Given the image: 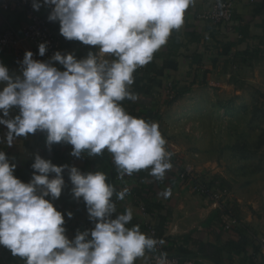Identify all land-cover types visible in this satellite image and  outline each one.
I'll use <instances>...</instances> for the list:
<instances>
[{
	"label": "clouds",
	"instance_id": "1",
	"mask_svg": "<svg viewBox=\"0 0 264 264\" xmlns=\"http://www.w3.org/2000/svg\"><path fill=\"white\" fill-rule=\"evenodd\" d=\"M195 4L196 0H32L34 11L51 8L48 20L59 23L62 37L93 46L96 53L77 60L56 52L50 61L40 62L27 51L19 75H11L0 63V125L7 129V145L39 131L46 134L49 151L61 143L71 145L70 155L77 158L83 153L100 156L106 150L119 178L149 170L150 176L163 180L172 168V153L158 123L130 115L121 102L139 98L131 90L134 73L182 28L186 10ZM45 52L46 44L41 43L38 53L42 57ZM13 109L18 114L9 118ZM15 167L0 151V246L24 264H135L163 245V240L142 233L139 225L127 226L133 218L131 207L116 214L112 197L123 200L128 189L117 192L104 172L81 173L36 155L31 181L23 183L14 177ZM65 168L73 198L83 199L94 222L92 230L77 232L72 240L65 235L63 215L46 199L60 197ZM158 195L168 198L171 189ZM166 256L161 252L156 264H169Z\"/></svg>",
	"mask_w": 264,
	"mask_h": 264
},
{
	"label": "crops",
	"instance_id": "2",
	"mask_svg": "<svg viewBox=\"0 0 264 264\" xmlns=\"http://www.w3.org/2000/svg\"><path fill=\"white\" fill-rule=\"evenodd\" d=\"M216 1L219 0H196L195 6L186 10L182 28L172 32L167 44L154 54L149 64L136 70L131 90L139 98L136 101L127 99L122 101L121 104L126 111L129 110L133 116L141 113L154 116L152 110L155 103L159 105L167 103L168 84L173 88L174 84L175 87L188 85L187 81H194L195 84V81H202L205 78L208 83L210 80L207 77L211 69L214 67L221 69L224 66L225 72L237 70L241 65L240 57L251 59L256 53L260 58L258 62H254L258 66L264 65V60L261 59L264 57V0H235V20L228 26H214L200 19V15L209 11ZM6 21L17 28L22 25V18L17 14L7 15ZM51 25L59 34V23L51 22ZM89 52L95 54L96 49L90 45L81 48L74 43L60 50L62 55L72 54L77 60L86 58ZM0 63L8 68L11 75L20 74L21 63L13 64L7 54L0 55ZM229 65L230 67L233 65L232 69H229ZM52 66L60 71L64 70L58 62L54 61ZM194 84L192 85L195 86ZM16 114H18L16 109L11 110L9 118ZM6 133V127L0 125V151L5 153L10 163L16 165L13 175L23 183L31 181L34 174L31 165L36 155L51 161L55 166L76 167L81 173L95 172L98 169L86 153L79 158L70 155L71 145L54 144L49 151L45 143V133L38 131L26 137H18L11 147L5 142ZM147 172L145 178H141L144 180L142 183H145L149 190L150 202L159 203L166 217L164 235L171 253L184 260L192 259L196 264H264V247H256L252 240L254 236L264 237V218L258 220L256 212L247 211L238 199H232L227 195V207L232 206L236 209L239 224L225 230L223 222L226 220L217 216L219 210L215 203L209 199H198L186 187L178 185L175 179L165 176L163 180H156ZM53 177L54 174H50L49 178ZM62 178L64 187L60 197L55 200L51 197L46 199L63 215L65 221L63 227L67 237L68 232L76 235L82 231L74 218L67 219L66 211L81 215L86 213V206L82 198H73L71 193L73 186L67 168L62 173ZM125 185L130 195L127 194L123 200L116 199V214H122L126 208L131 207L133 218L127 226L131 228L139 225L140 231L149 236L140 223L137 209L139 199L130 191L136 183L127 180ZM166 188L171 189L170 197L158 195ZM239 236L247 240L241 249L237 245ZM204 245L212 246L207 249V256H203L198 250V246ZM145 259L138 258L135 264H146ZM0 264H24V260L12 256L7 250Z\"/></svg>",
	"mask_w": 264,
	"mask_h": 264
},
{
	"label": "rangeland",
	"instance_id": "3",
	"mask_svg": "<svg viewBox=\"0 0 264 264\" xmlns=\"http://www.w3.org/2000/svg\"><path fill=\"white\" fill-rule=\"evenodd\" d=\"M259 58L256 53L251 59L240 57V68L229 73L224 66L214 67L206 75L208 83L205 78L195 81V86L183 84L180 95L161 105L155 103L150 121L158 123L167 150L175 153L182 165L210 179L261 220L264 65H256ZM228 67L232 69L233 65ZM231 207L229 210L237 217L236 209Z\"/></svg>",
	"mask_w": 264,
	"mask_h": 264
},
{
	"label": "built area",
	"instance_id": "4",
	"mask_svg": "<svg viewBox=\"0 0 264 264\" xmlns=\"http://www.w3.org/2000/svg\"><path fill=\"white\" fill-rule=\"evenodd\" d=\"M234 1L235 0L216 1L209 11L200 15V19L214 26L231 25L235 20ZM38 2L42 3V0H38ZM50 11L51 8L49 6H41L39 10L34 11L32 8V0H0V55L5 53L11 59L13 64H20L23 60L25 52L31 51L33 53L32 58L34 60L48 62L51 60L54 53L60 52L64 46L74 43L83 48L85 45L79 41H68L53 30L51 25L52 21L48 20ZM11 13L17 14L22 18V25L19 28L14 27L6 21L7 15ZM41 43L46 44V52L42 57L38 53V46ZM53 62L54 61H52V63ZM174 95V89L170 84H168L166 88L167 98L172 99ZM127 112L132 115L129 110ZM104 152L110 159L115 173V181L120 185L121 190L122 188L128 189L125 185L127 180H133L136 183L134 187H143L148 190L146 184L142 183L144 180L141 178L135 180L132 175H125L123 179L119 178L111 154L106 150ZM171 153L172 156L170 162L172 164V168L171 170L166 171L165 176L170 179H175L178 185L186 187L198 199H209L217 205L218 210H228V213L223 216L226 220L223 225L225 230H229L232 226H238V219L231 212V210H229L230 208L227 207V191L220 189L215 185V183H211L210 179L193 173L192 170H189V168L182 165L181 159L177 157L175 153ZM141 184H143V186ZM127 194L130 195V192ZM137 209L139 212L141 226L145 229L149 237L164 241L163 245L157 246L158 251L156 253H147L145 259L146 264H156V257L161 252L167 253L166 259L169 261V264H196L194 260L181 259L168 250L166 236H159L152 224L154 220L157 222L155 212L151 214L148 213L147 204L141 199L138 200ZM68 213L72 214L71 218L68 217ZM66 217L69 220L74 218L82 232L86 230L90 231L94 228V222L89 220L87 209L86 213L81 215H76L73 211L67 210ZM252 240L256 247H264V237L254 236L252 237ZM7 250L8 249L5 247L0 246V262H2L3 255Z\"/></svg>",
	"mask_w": 264,
	"mask_h": 264
},
{
	"label": "trees",
	"instance_id": "5",
	"mask_svg": "<svg viewBox=\"0 0 264 264\" xmlns=\"http://www.w3.org/2000/svg\"><path fill=\"white\" fill-rule=\"evenodd\" d=\"M187 82L189 85L194 84V81H187ZM180 87L181 86L178 87V85H176V87H175V84H174L173 89H174L175 94H177V96L182 93V89ZM134 117L143 118L146 121H150L151 119H153V114L152 115L151 114L147 115L144 113L134 114ZM89 158L92 159V160L90 159L91 162L94 163V165L98 168L97 171L100 170L101 172H104L107 175V177H108L107 182L112 184L115 187L117 192L121 191L120 185L117 184L115 181V173L113 171L110 159L108 158L106 153L103 152V154L100 156L89 157ZM147 171L148 170H140L138 172L133 173L132 177L135 180L140 179V178L144 177V175ZM147 193H148V190L144 189L143 187H138V186L134 187L131 190L132 195H135V197H137L138 199H141L142 201H144L147 204V212L148 213L151 214V213L155 212L156 217H157L156 218L157 222L154 220L152 222V224H153L154 228L156 229L157 234L159 236H163L165 234L164 224L166 222V217L163 215V212H162V209H161V206L159 205V203L155 204V203L150 202L149 196ZM112 200L114 201V203L116 202L115 194L112 197ZM227 213H228V210H219L217 213V216L222 219L223 216ZM246 242H247V240L244 237L239 236V240L237 241L238 248L241 249L243 246H245ZM210 247H212V246L211 245L198 246L199 253L202 254L203 256H207V249Z\"/></svg>",
	"mask_w": 264,
	"mask_h": 264
},
{
	"label": "water",
	"instance_id": "6",
	"mask_svg": "<svg viewBox=\"0 0 264 264\" xmlns=\"http://www.w3.org/2000/svg\"><path fill=\"white\" fill-rule=\"evenodd\" d=\"M67 238H68L69 240H72V239L75 238V235H74L72 232H68Z\"/></svg>",
	"mask_w": 264,
	"mask_h": 264
}]
</instances>
